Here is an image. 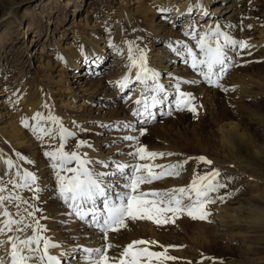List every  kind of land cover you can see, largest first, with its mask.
<instances>
[{
  "label": "rangeland",
  "instance_id": "374dc122",
  "mask_svg": "<svg viewBox=\"0 0 264 264\" xmlns=\"http://www.w3.org/2000/svg\"><path fill=\"white\" fill-rule=\"evenodd\" d=\"M129 6L135 8L136 0H23V2L22 0H0V20L5 19L0 23V96L2 93H6L0 98V116H4L0 120V126L6 122L8 117L5 115V103H2V99H6L9 107L13 110L21 107L20 102L13 104V101L30 88L31 90L40 88L37 77L38 73L42 71L41 64H44L48 59V52L57 53L53 49L61 43L66 48L77 44V33L87 24L94 25L96 29L103 26L118 44L125 46L126 41H136L141 48L152 51L149 47L155 34L147 25H143L141 33L138 34L133 30L119 26L118 21L122 20L121 10L128 9ZM77 8H81L80 11H76ZM245 10L243 22L231 23V26L235 28L230 27L229 30L232 37L247 41L251 45V54H248V50H245L242 57L237 56L234 52L230 53L237 66L232 68L222 81L224 87L235 88V91L225 93L221 89L207 86L202 81L195 85L185 83L181 90L192 93L197 98L196 103L202 105L198 117L194 118L193 114L187 111L174 112L171 116L160 117L158 115L157 122L151 123L153 128L147 130L146 134L140 138V144L147 146L150 151L178 154L157 159L156 163L159 164H172L201 155L213 161L211 166H207L199 164L194 159L190 160L186 165V171L179 178H166L151 185H144L143 191L187 186L195 172L216 168L221 171L222 179L228 182V188L222 190L221 194L234 193V195L226 202H218L210 206L211 223L193 222L185 216L178 219L175 226L171 224L156 226L151 222H140L135 224L138 229L133 233L127 232V234L122 230L121 234L124 235V238L120 241L121 249H119L118 255L122 248L133 240L146 239L158 241L159 244L166 246H184L179 250H169V255L179 259L169 261L168 264H201V261L202 264H219L221 260L223 264H264V225L250 224L245 227H237L235 231L241 232L242 235L238 240H228L220 234V230L223 231L222 229L225 228H222L218 221L220 213L232 211L237 203L253 200L254 203L264 206V163L254 160L245 151L237 156L233 155L234 150L227 146L221 131L224 122H236L245 138L250 139L255 148L264 153V0H250ZM160 16V14L157 16V22L160 21ZM206 21L207 16L203 19L197 18V26L195 23L191 24L195 26L196 30H201L204 26L208 29L210 23ZM29 23L35 30H38L40 36H35L32 29L28 30ZM181 25L182 21L179 22L177 28ZM149 30L150 32H148ZM161 35V33L156 34L158 40L154 42L153 51H162L159 48L165 44ZM32 38V44L28 46L26 43ZM106 43L104 42L102 45L109 48L107 45L109 43ZM108 53L109 60L107 59L105 64L110 65L113 51L109 50ZM181 64L182 62L179 60L178 65ZM172 70L175 72V67H172ZM111 71L112 69L105 67L104 73L96 77L100 78L101 75L105 76V72L108 74ZM72 72L71 79L75 80L77 77L74 76V73L77 72V69L71 70ZM173 72H168L171 77L174 76ZM161 76L165 77L166 72ZM194 79L198 80V75H195ZM113 89L108 90L109 94ZM128 92L132 91L128 90L118 94L127 96ZM118 94H111V96L113 99H117ZM97 99L100 102L104 101L100 97ZM50 102H53L52 97ZM57 105L56 108L49 106L51 114L62 119V115L56 113V110L62 109V107ZM114 106L116 105L108 108L115 112L114 109L117 106ZM84 107L90 108L91 104L87 103L79 108L82 110ZM43 111L47 114V110ZM111 113L113 112L110 111ZM110 114L108 113V115ZM109 117L114 118L115 116ZM62 121L69 130H74L73 124H68L63 119ZM79 126L87 131L79 133L78 138L85 141L90 140L89 142L94 145L95 150L108 149L106 151L108 152L112 147L106 148L104 143L109 145L114 138L119 136L118 133H114L115 135L109 137L110 134L104 132L106 129L99 127L98 123L93 120H85ZM23 130L29 141H34L37 146L33 148L31 145L20 150V154L34 161V164L23 163L22 167L35 172L40 178L41 187L45 189L40 194V200L34 201V203L38 208L43 209V212H37V218L41 215L49 218L41 220V223L46 225L50 231L51 222L48 221L51 220L48 215L50 211L45 210L44 202L47 197L53 200L51 196L54 194L51 189L54 177L47 158L42 154L44 150H47L45 147L47 141L42 144L34 138L29 130L24 127ZM113 131L110 130V132ZM107 138L108 141H106ZM103 139L105 140L102 141ZM56 143L58 144L59 141ZM75 143L77 140H70L67 150H72ZM116 146L117 148L110 155L115 152L113 155L116 157L125 156L126 154L117 155V153L126 152L127 145L120 143ZM85 149L87 148H82L80 151L83 153ZM93 159L101 160L99 156H95ZM21 195L25 199L31 200L32 193L23 191ZM61 206L63 211H59V215L64 219L61 212L63 213L65 208L63 205ZM10 211H14V209H10ZM73 220L70 219L64 228H71ZM59 227L61 228L60 224ZM47 235L51 238L48 232ZM152 250L161 251L162 249L154 246ZM64 261L65 259L63 264H65Z\"/></svg>",
  "mask_w": 264,
  "mask_h": 264
},
{
  "label": "snow or ice",
  "instance_id": "6c2138e0",
  "mask_svg": "<svg viewBox=\"0 0 264 264\" xmlns=\"http://www.w3.org/2000/svg\"><path fill=\"white\" fill-rule=\"evenodd\" d=\"M158 11L163 15L169 9L160 6ZM184 35L190 36L195 43L190 46L185 41L177 40L170 42L169 48L201 79L173 78L174 82L168 86L161 82V73L149 66L147 50L136 41H126L125 50L117 48L114 42L111 44L121 58H125L126 52L127 60L123 65L126 74L111 86L118 91H135L134 85H138L139 98L128 107L133 121L107 125L101 122L99 127L119 132L120 135L105 147L126 144L127 151L117 155L126 154L136 163L93 159L87 152L82 153V148L95 151L91 142L78 139L79 133L87 130L75 122L74 130H69L60 117L51 114L47 103L42 105L47 114L37 111L31 119L21 118L22 126L37 141L42 144L47 141V150L42 154L53 173V198L65 208L62 213L65 219L59 221L61 227L74 219L88 229H95L99 235L102 242L100 247L77 246L72 249L83 254L84 264H168L169 261H176L179 258L169 255V250H179L183 245L166 246L146 239L133 240L122 248L118 256H110L109 251L116 246L109 242V234H119L129 229L130 224L140 222L175 226L177 220L185 216L193 222L211 223L210 206L226 202L234 195L221 194L222 190L228 188V182L222 179L221 171L216 168L195 172L187 186L142 190L144 185L162 179L179 178L190 160L207 166L213 164L203 155L172 164L156 163L157 159L178 154L150 151L140 144V138L147 132L146 125L157 122L158 115L171 116L174 112L187 111L194 118L198 117L202 105L196 103L197 98L192 93L181 90V83L195 85L202 81L225 93L235 91V88L222 84L224 77L237 66L230 53L242 57L248 50V54H251V45L247 41L235 39L219 25H213L206 31L190 28ZM19 102L20 98L17 97L13 104ZM70 140H77V143L69 151L67 146ZM0 157L3 158L5 173L14 176V179L7 181L0 176V236H6L5 240H0V251L6 246L8 249L7 258L0 257V264H62L61 258L52 254L51 250L64 245L47 235L49 229L41 220L49 218L43 215L37 218L36 215L43 209L38 208L34 201L40 200V194L45 189L41 187L40 178L35 172L22 167L23 163L34 164V161L18 152L14 153V158L9 157L3 150H0ZM23 191L32 193L31 200L21 195ZM154 246L162 250L154 251ZM61 255L68 256L69 253ZM219 264H223L222 260Z\"/></svg>",
  "mask_w": 264,
  "mask_h": 264
},
{
  "label": "bare ground",
  "instance_id": "6f19581e",
  "mask_svg": "<svg viewBox=\"0 0 264 264\" xmlns=\"http://www.w3.org/2000/svg\"><path fill=\"white\" fill-rule=\"evenodd\" d=\"M249 1L250 0H136L137 6L135 8L129 6L128 9L123 8L121 10L122 20L120 19L118 23L121 28L133 30L137 32V34L141 33L143 25H147L148 28L152 29L151 32L154 33L155 36L151 40V45L149 47L152 51H147L148 64L153 69L159 71L161 75L166 72L165 77L161 76V82L168 86L170 83L174 82L173 78L191 80L194 79L195 75L197 76V74H194L184 63L178 65L179 60L182 62V58L177 57L171 52L169 48L170 42L181 40L189 43L190 46L194 44L195 41L191 40L190 36L186 37L184 33L190 28L195 29V26L198 25L197 18L203 19L205 16H207L206 22L210 23L208 29L213 25H219L223 31L228 32L232 36L229 28L233 27L234 29L235 27L231 26V23L236 24V22H243L246 5ZM160 6L167 7L169 11L162 15L158 11ZM173 8H175V11H172ZM80 9L81 8H77L76 11H80ZM159 14L161 15V19L157 22V16ZM4 20L5 19L2 18L0 23ZM181 21L182 25L177 28ZM191 23H195V26ZM206 28L207 27L204 26L201 30H208ZM29 29L35 32V36H40L37 32L38 30H35L32 24L29 25L28 30ZM148 32H150V30ZM159 33L162 34L161 36L163 37L162 39L165 45L159 48V50L162 49V51H153L154 42L158 40L156 34ZM32 40L33 38L29 39L26 44L30 46ZM104 42L109 43H106L109 45V48H106V45H102ZM113 42L117 48L125 50V46L118 44L113 37L111 38L109 32L106 31L103 26L96 29L94 25L91 26L87 24L77 33V44L66 48V46L61 43V45L55 46L54 49L52 48L57 53L48 52L49 56L47 61L41 64L42 71L38 73L37 77L40 88L37 87L32 89L33 91L30 88L27 92L22 93L19 96L21 107L16 110L9 107L6 99H2V103H5V115L8 117L6 122L0 126V150H3L9 157L14 158V153H20L21 149H25L31 145L33 148H36L37 144L32 140L29 141L21 122L19 123V119L20 121L22 117L31 119L37 111L44 110L42 109L44 103L52 106V108L53 106L56 108V104L62 107V109L56 110V113L62 115V119L68 124H73V122H75L79 125L85 120H93L97 122L98 125L101 122L107 125L120 123L122 121H133L134 118L128 111V107L139 98V86L134 85L136 90L130 93L128 92L127 96H123L122 94L119 95L118 93L127 92L128 90L118 91L111 86L112 83H115L126 74L123 65L127 63L126 52L125 58H121V56L117 54L116 48L111 47ZM145 49L147 50V48ZM109 50L113 51V58L110 61L111 64L107 65L105 62L108 59ZM167 59L169 60L167 61ZM93 60H95L96 63H92ZM105 67H109L112 71L108 74L105 72V76L101 75L102 77L100 78L96 77L104 73ZM172 67H175V72H173V70L171 71ZM73 69H77V72L74 73V76L77 77L75 80L71 79L73 75L71 70ZM168 72H173L172 75L174 76L171 77V74ZM200 79L201 78L198 76V80ZM184 84L185 83H181V87ZM112 89L113 91L111 94H118L117 99H113L111 94H109L108 90L111 91ZM3 95H6V93H2L0 98H2ZM51 97L53 102H50ZM97 97L103 98L104 101L100 102ZM87 103H90L91 107H84L80 110L79 107ZM113 105L117 106H114L116 107L114 109L115 112L108 108ZM110 111L113 113L110 114ZM108 113L110 115H108ZM111 115L115 117L108 118V116ZM3 117L4 116L1 115L0 120H2ZM151 125L152 124H148L145 126L147 130L153 128V125ZM105 131L107 134H110L109 137L115 135L114 133L120 135L117 131L110 132V130L107 129L104 130V132ZM221 131L227 146L234 150L233 155L237 156V154L239 155L242 151H245L250 154V157L254 160L264 163V153L256 149L250 139L245 138L236 122H224ZM108 138L106 141H108ZM104 140L105 139L102 141ZM104 145H107V143H104ZM116 148L117 146H114L108 152H106L108 149L93 151L87 148L84 152H87L91 158L99 156L101 160L105 161L114 159L117 162L125 164L135 163L128 155L116 157L113 155L115 152L110 155ZM121 151L123 150L121 149ZM2 161L3 158L0 157V176H2L5 181L14 179V176L5 173ZM49 195L51 196V194ZM51 198H53V196H51ZM55 200L54 198L52 200L47 197L44 202L46 205L45 210L50 211L48 215H50L51 218V220H48L51 222L50 231H48V233L53 241L59 242L64 245V247L51 250L52 254L59 256L62 260V264L64 259L65 264H84L83 254L73 252L72 249L77 246L88 248L100 247L102 242L100 241L99 235L96 233L95 229H88L77 220L72 221L73 225L71 228H60L59 221L63 220V218L59 215V211H63V208L61 206L62 204L58 200V202ZM237 204V206L235 205V207L232 208V211L229 210L224 211L222 214L220 213L218 218L220 226L225 228L222 229L223 231L220 230V234L228 240H238L239 236L242 235L241 232L235 231L237 227H245L250 224L264 225V206L254 203L253 200ZM0 219H2V217H0ZM136 226L135 224H130L129 229L124 230V232L133 233L138 229ZM121 233L122 232L119 234H109V242L116 246L109 251L110 256H118L119 249H121L120 241L124 238V235ZM74 238L75 243L73 242ZM5 239L6 236H0V240ZM64 252L69 253V255L62 256L61 254ZM7 255L8 249L6 246L4 250L0 251V257L7 258Z\"/></svg>",
  "mask_w": 264,
  "mask_h": 264
}]
</instances>
